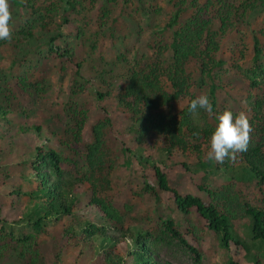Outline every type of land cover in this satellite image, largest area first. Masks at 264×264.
Wrapping results in <instances>:
<instances>
[{
	"label": "trees",
	"instance_id": "1",
	"mask_svg": "<svg viewBox=\"0 0 264 264\" xmlns=\"http://www.w3.org/2000/svg\"><path fill=\"white\" fill-rule=\"evenodd\" d=\"M9 3L12 38L0 40V264H175L164 251L205 264L203 235L228 240L248 217L253 239L264 241V0ZM129 37L136 46L109 64ZM115 87L123 134L106 105ZM201 95L213 115L189 111ZM225 110L247 113L251 140L234 163L213 164L207 151ZM119 135L155 185L115 180ZM153 150L159 159L144 156ZM175 155L203 169H246L257 190L193 180L206 196L182 194L164 168ZM165 199L180 219L160 212ZM253 261L264 264V254Z\"/></svg>",
	"mask_w": 264,
	"mask_h": 264
},
{
	"label": "rangeland",
	"instance_id": "2",
	"mask_svg": "<svg viewBox=\"0 0 264 264\" xmlns=\"http://www.w3.org/2000/svg\"><path fill=\"white\" fill-rule=\"evenodd\" d=\"M148 39H144L142 44H139V49L143 50L145 48ZM136 46V41L133 37H129L127 44H119L114 50V54H111L109 58V64L114 63L117 55L122 54L128 48H133ZM120 67H116L112 74L114 77L120 74ZM120 88L115 87L109 98L106 100V105L112 110V115H114L119 131L123 134L125 124L123 122L124 115L121 113L118 105L116 104L117 93ZM89 100L96 103L94 97H89ZM100 111L93 106V116H99ZM95 122V119L91 120L89 127ZM115 147L120 156V167L115 176V180L126 189L130 187L131 183L142 184L144 181H148L155 185V181L151 176L150 170H146L138 161L137 150L132 147L129 138L123 137V135L118 136V140L115 142ZM125 144L132 148L131 153H124L123 149ZM154 151V150H153ZM134 153V154H133ZM154 154V155H153ZM153 155L157 160L159 153L145 152L144 156ZM166 163L169 166L164 167L167 170L168 176L172 181V185L179 190L182 194H192L204 198L206 195L204 192L199 190L198 185H196L193 180H206L207 183L216 188L220 185L227 184L229 182H234L244 188H251L257 190V182L253 176L246 170L242 168H237L231 172L224 171H214L209 165L205 166L204 169L197 166L193 158L184 157L181 155H175L174 159L166 157ZM216 163L213 160V164ZM187 165L186 168L182 166ZM165 166V165H164ZM197 168V169H196ZM148 176L145 178V176ZM126 193L122 194L125 197ZM169 195V193H167ZM167 199V198H166ZM164 200L160 208L162 214L171 215L175 218L180 219L181 215L176 211L175 205L172 200ZM147 206L153 208L155 206L153 201L147 200ZM194 221V216H191ZM251 218L248 217L246 220L236 223L235 227L232 229L230 237L228 240L225 239L223 233L206 232L201 240V249L205 254V264H254L253 256L259 251L264 254V241H257L253 239L252 235V225ZM164 253L175 263V264H195L192 257L183 252L173 253L171 251H164Z\"/></svg>",
	"mask_w": 264,
	"mask_h": 264
},
{
	"label": "clouds",
	"instance_id": "3",
	"mask_svg": "<svg viewBox=\"0 0 264 264\" xmlns=\"http://www.w3.org/2000/svg\"><path fill=\"white\" fill-rule=\"evenodd\" d=\"M12 12L9 0H0V40L10 41L12 29L10 22ZM205 110L209 116L213 115V105L207 95H201L191 101L189 111L198 115L197 109ZM218 123L210 138L207 159L219 164L229 161L234 163L239 154L246 152L251 140V125L245 111L234 114L225 110L217 117Z\"/></svg>",
	"mask_w": 264,
	"mask_h": 264
}]
</instances>
